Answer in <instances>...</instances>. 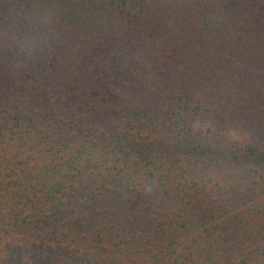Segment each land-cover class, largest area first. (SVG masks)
I'll use <instances>...</instances> for the list:
<instances>
[{"label": "trees", "instance_id": "obj_1", "mask_svg": "<svg viewBox=\"0 0 264 264\" xmlns=\"http://www.w3.org/2000/svg\"><path fill=\"white\" fill-rule=\"evenodd\" d=\"M0 264H264V0H0Z\"/></svg>", "mask_w": 264, "mask_h": 264}]
</instances>
